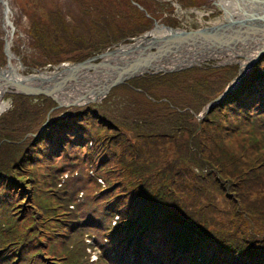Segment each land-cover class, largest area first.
<instances>
[{
  "label": "rangeland",
  "instance_id": "1",
  "mask_svg": "<svg viewBox=\"0 0 264 264\" xmlns=\"http://www.w3.org/2000/svg\"><path fill=\"white\" fill-rule=\"evenodd\" d=\"M140 1L145 6L149 15L171 27L183 29H196L201 26L207 27L212 25L211 21H214L216 17H223V11H221L220 8H216L214 5L208 6L209 3H205L206 0H203V2H201V0H185L186 3L183 4V9H191L185 12L178 11L168 2L162 1L161 3H157L154 1L152 3L153 0ZM8 3L13 9L9 22L4 19V9L0 3V66L3 67L6 65L7 61L3 52L4 38L7 34V39L11 42V52L15 57L20 58L21 63L25 67V69L20 70L23 75L31 73V69H47V71H52L51 66L60 63L82 61L94 55L95 52L98 53L101 50L103 51L111 47L113 42L114 44L116 41L118 43L120 37L130 32L138 31L135 33L138 34L143 33L142 31L145 29L146 31L149 30L147 28V22L143 18H140L142 13L135 11L129 5V0H8ZM200 6H204L211 10L213 9V13L208 15L209 13L205 11L204 13L206 16L200 18L199 15H202L201 12L189 8ZM51 14L57 20L59 16L62 17V19H60L64 26L70 30L67 31L69 34H66L65 31L61 29L58 34V32H52L45 27H40L43 28V34L48 39L41 40L39 44H36V42L33 41L30 30L31 19H35L40 24L42 23L41 25L47 26L46 19ZM7 31H9L11 35L6 33ZM123 43L128 42L125 41ZM263 57L264 52L259 60ZM238 59L240 58L237 57L236 60ZM219 61L220 60L217 59L205 61L204 64L200 66L174 74L152 75L150 78L140 80L138 83L133 82V84H128L126 82L127 85H123L124 87L121 85V88L116 87L115 90L112 89L107 98L99 104H95L89 108L87 105V107L62 108L54 110L49 116L48 113L52 108V104L42 97L20 96L18 94L5 95L0 101V103H6L4 110L0 112V165L3 166L4 162L8 160L23 162L26 158L30 157L25 163L23 171L13 168L14 174L10 175L15 184H20L13 194L15 198L16 195L20 196L21 204L16 205L12 202L11 207H13V210H18L19 208L22 212L24 206L32 202L35 203L36 199H42V202L45 204L51 203L47 202V199H43L41 195L47 193L48 196L52 197V191L59 188H63L64 196L71 201L74 199L77 206L81 205L90 193L92 194V191H94L92 187L89 188V185L86 184V188H83L84 185L80 181L85 179L82 169L86 174V170H89V168L94 169L95 164L90 165L86 163L85 168L76 166L80 168L78 173H74L76 168H71L69 169L71 175L65 174L62 170L57 171V168L66 169L70 167L66 164V160L56 158L52 160L49 157V151L44 149L45 142H48L49 146L56 147L58 143L54 137L64 136L65 134H72L77 136V138H85V140H96L99 143L97 147L99 148L98 152L104 149L105 155L102 158L103 162L96 165L98 176L101 178H103V165H106L111 171L115 168L111 162L113 154L118 158L123 148L132 154L128 147L130 139L134 141L138 149L139 146H146L152 153H157L158 157L163 155L168 156L172 153L175 155L176 152L180 151L178 145L183 144L184 148L189 142L191 144L189 147L196 150V140L198 138L203 152L205 147L203 155L207 156L209 152H217V148L215 147L213 149V146H215L217 141L220 142L221 139L223 155L228 157L234 156L239 161H244L247 165H253L258 168V171L261 170L264 172V165L260 163L257 156V154L261 156L264 155V135H262L264 131V119L252 120V122L247 124L246 127L248 129L257 132V136L254 137L253 141H249L247 138L241 137L240 135L242 130L246 129L245 124L242 122H233L229 118L226 119V116H224L222 117L220 126L216 129H210L211 127L206 128L204 125V116L200 122H198V120L191 117L190 112H188L189 109L193 112H198L203 109L204 105L207 103L208 97L210 98L214 92L224 88L227 85V79L232 77L234 73H237L239 68L238 63L220 66L217 64ZM206 64L215 67L210 68ZM263 64L264 61L261 65ZM252 69L253 68L250 69V72ZM149 81L153 82L150 84ZM133 87H141L140 89H142L145 94L135 92L132 89ZM146 95L154 98L156 102L148 99L149 97ZM160 100L165 101L161 102ZM177 109L183 110V112H178ZM171 113L178 115L176 119L174 118L170 122L167 121L169 129H171V131L173 130V137L171 138L166 136V138H160V141L155 139L157 142L148 141V139L142 141L133 138V132L129 131L131 121L140 122L148 118L150 114H154L155 117H161L166 114L167 117V115H172ZM105 119L112 125L110 128L107 127V124L102 122V120ZM6 120L7 122H4ZM255 122L259 124L261 128H259ZM3 127H5V129H3ZM116 127L119 128L120 132L124 130L126 135L125 138L121 136L119 141H122L119 144L116 136L120 132L115 129ZM174 127L176 131L180 132L179 134H176V132L174 133ZM209 129L210 131H214L213 135L206 134ZM115 132L117 134H115ZM197 132L201 133L196 137ZM170 134L169 132L167 133L168 136ZM41 135L42 140L40 144L39 139ZM112 138H114V140H112ZM172 140L174 141L173 144H171ZM154 143H156L158 147L161 146L164 150L156 151ZM90 147H92L90 143H87L85 149L87 150ZM92 150L94 153L97 152L94 149ZM191 152V150H189V152L182 151L175 156H177L179 161H182V159L189 156ZM66 154L72 155L68 150ZM180 168L185 170L183 166ZM183 169L179 171H183ZM20 173L22 176H20ZM90 173L94 175V173ZM106 175L105 173V176ZM228 176H230L229 171L225 172L223 175V177ZM17 178H21V182L18 181ZM258 179L261 181V193L258 196L256 193L247 195L246 198H249V200H247L246 203H251L250 200L257 197L259 198L258 205L264 204V173L261 175L259 174ZM79 182L83 187L79 185ZM57 183L59 184L57 185ZM60 184L62 185L61 187ZM104 184V181L102 185L99 184L101 187L100 192L103 193L107 191V187L104 186ZM51 186L54 187L52 190L49 189ZM69 186L73 189H70ZM204 187L206 189L204 188V195L201 196V199H203L202 201H204V199L210 201L212 205L209 204V208L213 210L212 214L231 225L236 206L231 204L229 199L223 194L217 195L215 189L212 187L205 185ZM198 188L201 189L199 185ZM41 190L42 193L40 192ZM81 190L86 195V198L84 200H77L76 193ZM81 195L82 193L79 194V197ZM77 206H70L73 212L72 222H70V216L68 215L61 219L59 225L57 220H51L45 224V227L52 224L51 229L55 228L57 225V231L53 233L48 240H46V237H39V235L37 238H34V240L41 241L40 246L38 248L29 246L28 254L32 256L39 251L41 252V250L47 252L53 248H57V250L59 248L62 250L66 249L69 253L81 254V249L83 245H85L84 235L80 234L83 230H87L90 235H98V239H100L99 230L86 226L78 227L87 221L90 213L86 214L84 209L77 208ZM98 206L100 205L94 207ZM239 206L245 207L240 204ZM59 217H61V215H59ZM56 218L57 216L55 215L53 219ZM115 227L116 225L114 228ZM49 229L50 227L48 231ZM28 233L32 234L35 232L30 228ZM5 234L6 232L3 231L2 226H0V236ZM49 234H51V232ZM88 242L91 241L88 240ZM125 245L127 247L128 243L126 242ZM86 246L88 247V253H92L91 244ZM111 247V245H108L107 248ZM95 249V253L101 251L98 248ZM126 254L132 257V252L129 250ZM121 257L122 256L115 257L114 263L126 264V262L119 261ZM80 260L78 264H83L82 260L81 262ZM94 264H103V262H101L100 259Z\"/></svg>",
  "mask_w": 264,
  "mask_h": 264
},
{
  "label": "trees",
  "instance_id": "2",
  "mask_svg": "<svg viewBox=\"0 0 264 264\" xmlns=\"http://www.w3.org/2000/svg\"><path fill=\"white\" fill-rule=\"evenodd\" d=\"M129 1V5L135 11L143 14L140 18L147 22V28L150 29L154 17L149 15L140 0ZM132 2L141 6L144 11H140ZM60 18L62 19L59 16L57 20L51 14L46 19L47 26L31 19L30 30L33 41L39 44L41 40L48 39L43 34V28L40 27L58 32V34L61 29L69 34L67 31L70 30L64 26ZM145 31L146 29L142 32ZM137 32H130L120 37L118 41L129 42L128 38L133 37ZM263 59L264 57L252 67L250 73L248 72L242 77L234 91L228 94L215 108L204 114L206 128L216 129L220 126L224 116L233 122L244 123L245 127L252 120L264 119V64L261 65ZM207 66L210 68L215 67L213 65ZM236 75L237 73H234L232 77L228 78L226 84L233 80ZM150 76L152 75L135 78L127 83H138L140 80L150 78ZM153 81H149L150 84ZM127 83L123 85H127ZM122 86H119V88ZM140 88L133 87L132 89L135 92L145 94ZM224 88L214 92L210 98L208 97L207 103L216 98ZM148 97L151 101L156 102L154 98ZM42 98L51 102L52 108L55 107L56 104L51 99ZM94 105L87 106L89 108ZM177 111L183 112V110L178 109ZM200 111L193 112L189 109L188 112H190L191 117L196 119V115ZM177 116L174 113L167 115V117L166 114L161 117L150 114L148 118L140 122L131 121L129 131L133 132V138L142 141L147 139L148 141H156L155 139L160 141V138H166V136L171 138L173 137V130L169 129L167 121L170 122L174 118L176 119ZM105 120H102V122L110 128L112 125ZM4 122H7V120ZM257 125L261 128L259 124ZM115 129L119 131L118 127ZM210 129L206 134L213 135L214 131H210ZM246 129H243L240 133L241 137L253 141L254 137L257 136V132L251 131L247 127ZM168 132L171 133L169 136L167 135ZM175 132L176 134L180 133L174 127ZM200 133L197 132L196 137ZM115 134L117 133L115 132ZM119 134L116 136L117 142L121 136L126 137L124 130ZM262 135H264V131ZM54 138L58 145L53 147L45 142L44 149L49 151L48 154L52 160L54 158L65 159L66 164L70 166L66 169L58 167L57 171L62 170L65 174L71 175L69 170L71 168H76L74 170L76 174L80 170L76 166L85 168L86 163L95 164V168H89V170H86V174L82 169L85 179L80 182L83 183L84 187L79 182L81 187L86 188L85 185L88 184L89 188L92 187L94 191L87 198L82 190L77 191V200L86 198L79 206L74 202V199L72 201L67 199L64 196V189L59 188L52 191V197L48 196L47 193L41 195L43 199H47V202L51 203L45 204L42 199H36L35 203L32 202L24 206L22 212L19 208L13 210V207H11L12 202L16 205L21 204L20 196L16 195L15 198L13 194L20 184H15L10 175L14 174L13 168L23 171L24 165L30 157L23 162L8 160L4 162L3 166L0 165V226L6 232L5 235L0 236V264L77 263L80 256L61 248L58 250L53 248L47 252L41 250V252L39 251L32 256L28 254L29 246L37 248L40 246L41 241L34 240V238L39 235V237H46V240H48L57 231V225L53 229H51L52 224L44 226L49 221L57 220L59 225L61 219L69 215L70 222H72L71 205L84 209L86 214L90 213L87 219L90 222L85 221L84 225L99 230L100 240L106 239L117 250L125 246L126 242L128 243L127 249L130 250L138 244L139 248L138 246L137 248L141 256L153 259L151 261L153 264H264V204L258 205L259 198L257 197L250 200L251 203H246L249 200V198H246L247 195L253 193H256L257 196L260 195L261 181L258 176L264 172L258 171V168L253 165H247L244 161H239L234 156L223 155L221 139L213 146V149L217 148V152H209L207 156L203 155L205 147L203 152L202 146L198 142L199 138L196 140V150L189 147L190 142L184 148L183 144L178 145L180 151L176 152L175 155L182 151H192L182 161H179L173 153L167 154L168 156H159L162 158L160 159L157 153H152L146 146H139L141 152L135 146L134 141L130 139L128 147L132 154L126 151L125 148L121 150V155L118 158L113 154L111 162L115 168L111 171L110 168L103 165V179L98 176L96 165L103 162L102 158L105 153L104 149L98 152L99 143L96 140L77 138L72 134ZM41 140L42 135L39 139L40 144ZM171 142L173 144L174 141ZM87 143H90L92 147L86 150ZM154 147L156 151L164 150L161 146L158 147L156 143H154ZM92 149L96 150L98 154L97 152L94 153ZM67 150L72 154L71 156L66 154ZM238 151L242 153L240 150ZM257 156L260 163L264 165V155L257 154ZM181 165L185 170L180 168ZM180 169H183V171H179ZM227 171H229L230 176L223 177ZM20 176H22L21 173ZM17 180L21 182V178H17ZM103 181L105 182L104 186L107 187V191L104 193L100 192V185ZM198 185L201 189L198 188ZM204 185L215 189L217 195L223 194L231 204L236 206L231 225L212 214L213 210L209 208V204L212 205L210 201L205 199L202 201L201 196L204 195ZM53 188L51 186L49 189L52 190ZM69 188L73 189L71 186ZM40 192L42 193V190ZM80 193L82 195L79 197ZM239 204L245 207H240ZM96 205L100 206L94 207ZM105 213L108 214V221L103 224L100 217ZM55 215L57 218L53 219ZM115 217L118 221H115ZM112 222L117 226L110 230ZM104 225H107L109 229ZM30 228L35 233L29 234ZM50 232L51 234H49ZM81 252L84 253V250L82 249ZM83 255L86 256V253ZM141 262L140 260L137 264H141Z\"/></svg>",
  "mask_w": 264,
  "mask_h": 264
},
{
  "label": "water",
  "instance_id": "3",
  "mask_svg": "<svg viewBox=\"0 0 264 264\" xmlns=\"http://www.w3.org/2000/svg\"><path fill=\"white\" fill-rule=\"evenodd\" d=\"M237 1L239 10L230 16L223 11L224 16L210 26L185 30L153 20L149 30L128 38V43L120 41L82 61L51 66L52 71L31 69L26 75L20 71L25 67L11 52L6 34L3 52L7 61L0 66V101L8 94L49 98L56 104L49 116L62 108L99 104L112 89L145 75L177 73L216 59L220 66L238 63L236 77L196 116L200 122L238 87L264 52V0Z\"/></svg>",
  "mask_w": 264,
  "mask_h": 264
},
{
  "label": "bare ground",
  "instance_id": "4",
  "mask_svg": "<svg viewBox=\"0 0 264 264\" xmlns=\"http://www.w3.org/2000/svg\"><path fill=\"white\" fill-rule=\"evenodd\" d=\"M2 2L4 3L2 7L4 8V11H5L3 14L4 19L9 22L10 18L12 16V12H13L12 10L13 9L11 8V5L9 3L8 4L5 3L6 0H3ZM236 2H237V0H221L220 5L222 6L223 11L225 12V16H230L229 13H233V12H236L237 10H239V4ZM242 6L243 5H241V7ZM199 17L201 18L202 16L199 15ZM217 21H218V19H215L214 21H211V22L215 23ZM5 105H6V103H2V102L0 103V112H2L4 110Z\"/></svg>",
  "mask_w": 264,
  "mask_h": 264
},
{
  "label": "flooded vegetation",
  "instance_id": "5",
  "mask_svg": "<svg viewBox=\"0 0 264 264\" xmlns=\"http://www.w3.org/2000/svg\"><path fill=\"white\" fill-rule=\"evenodd\" d=\"M154 1L157 2V3H161L162 1L163 2H168L171 6H173L174 8H176L178 11H182V12L183 11L185 12L186 10H191V9H183L184 8L183 7V4L186 3L185 0H182V1H180V0H153V2ZM201 2H203V0H201ZM220 2H221V0H206L205 3H209L208 6L214 5L216 8H220V10L223 11L222 6L220 5ZM189 8H192V10H196L198 12H201L202 13L201 16H206V14L204 13L205 11L209 13L208 15H210L211 13H213V9L211 10V9L205 8L204 6H200V7H189ZM216 19H218V17H216ZM156 21H158V20H156ZM159 23H161V22L159 21ZM162 24L166 25L165 23H162ZM207 24H209V23H207ZM211 24H212V22H211ZM152 25H153V22H152ZM201 27H204V26H201ZM184 29H189V28H184Z\"/></svg>",
  "mask_w": 264,
  "mask_h": 264
}]
</instances>
